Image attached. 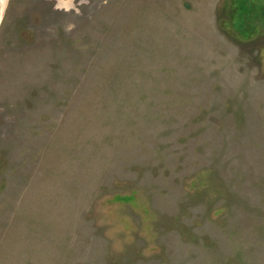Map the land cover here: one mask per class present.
<instances>
[{"label": "rangeland", "instance_id": "374dc122", "mask_svg": "<svg viewBox=\"0 0 264 264\" xmlns=\"http://www.w3.org/2000/svg\"><path fill=\"white\" fill-rule=\"evenodd\" d=\"M0 264H264V0H0Z\"/></svg>", "mask_w": 264, "mask_h": 264}]
</instances>
